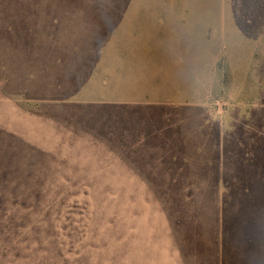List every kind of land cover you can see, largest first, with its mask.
I'll return each mask as SVG.
<instances>
[{"label":"rangeland","instance_id":"obj_1","mask_svg":"<svg viewBox=\"0 0 264 264\" xmlns=\"http://www.w3.org/2000/svg\"><path fill=\"white\" fill-rule=\"evenodd\" d=\"M0 264H264V0H0Z\"/></svg>","mask_w":264,"mask_h":264}]
</instances>
